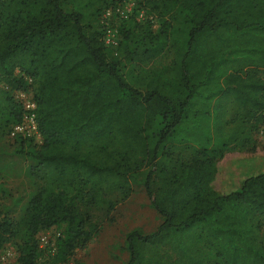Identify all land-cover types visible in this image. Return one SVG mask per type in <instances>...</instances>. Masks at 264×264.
I'll return each mask as SVG.
<instances>
[{"label":"trees","instance_id":"1","mask_svg":"<svg viewBox=\"0 0 264 264\" xmlns=\"http://www.w3.org/2000/svg\"><path fill=\"white\" fill-rule=\"evenodd\" d=\"M116 3L0 0V142L32 186L21 215L0 218V256L15 241L17 264H38V236L63 225L45 264H65L141 192L160 222L125 235V264H264V172L212 187L215 162L254 150L264 122V0H139L154 23L130 17L112 51L99 17ZM17 91L41 143L9 137Z\"/></svg>","mask_w":264,"mask_h":264},{"label":"rangeland","instance_id":"2","mask_svg":"<svg viewBox=\"0 0 264 264\" xmlns=\"http://www.w3.org/2000/svg\"><path fill=\"white\" fill-rule=\"evenodd\" d=\"M123 1L119 0V3L113 6L123 7L121 6ZM130 17L137 19L134 10L129 14ZM148 18L149 15L144 13L143 21ZM121 23L119 21L120 25ZM156 28L157 25L153 24L152 29L156 30ZM166 63H168L167 58L153 65L127 66L124 75L128 77L129 73H133L138 77L144 74L143 69ZM255 139L254 150L228 153L215 162L216 176L212 187L218 194L238 191L246 178L264 172V128L262 131L259 129ZM17 149L18 146L7 139L0 142V218H18L32 192L31 183L25 176L30 162L18 155ZM99 215L104 214L101 212ZM159 222L160 219L150 206L149 199L143 193L136 192L126 201L116 203L115 209L109 216L100 220L99 230L92 240L83 249H77L65 264H125L128 260L124 248L125 235L136 228L144 233H150L155 230ZM63 230L64 226L61 225L40 234L46 237L47 244L39 247L41 255L38 264H45L53 258L56 245L63 237ZM3 253L7 258L1 264H17L15 241L7 244Z\"/></svg>","mask_w":264,"mask_h":264},{"label":"built area","instance_id":"3","mask_svg":"<svg viewBox=\"0 0 264 264\" xmlns=\"http://www.w3.org/2000/svg\"><path fill=\"white\" fill-rule=\"evenodd\" d=\"M138 1L139 0H124L121 4V6L123 7H110L102 12L99 24L103 32V43L110 50L114 51L119 43V21L123 23L124 21H127L129 19V14L133 13V10L136 8ZM131 9L133 10L131 11ZM136 14L137 20L143 21L144 11L138 10ZM148 20L153 23L152 17L149 16ZM15 99L22 108L23 117L20 123L12 127L9 132V137L11 139H15L17 137L31 138L34 139L37 143H41V136L38 132V126L36 122V104L33 101L31 94L24 91H17L15 93ZM263 128L264 122L259 129H261L262 131ZM57 236L59 237L60 235L58 234ZM38 240L39 247L47 244V239L44 235H40L38 237ZM5 258H7V255L3 253L0 256V263H4Z\"/></svg>","mask_w":264,"mask_h":264}]
</instances>
